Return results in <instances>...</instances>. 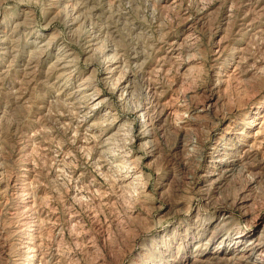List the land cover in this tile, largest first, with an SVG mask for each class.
Masks as SVG:
<instances>
[{
  "label": "rangeland",
  "instance_id": "rangeland-1",
  "mask_svg": "<svg viewBox=\"0 0 264 264\" xmlns=\"http://www.w3.org/2000/svg\"><path fill=\"white\" fill-rule=\"evenodd\" d=\"M172 1L86 0L74 4V12H61L50 8L51 0H0V14L25 17L32 28L16 34L20 52L0 61V72L9 69L7 76L0 74V264L21 261L19 244L35 227L34 216L28 214V219L16 198L24 189L21 175L26 168L31 170L28 189L36 212L45 219L38 234L49 243L41 250L46 264H57L56 257L59 264H181L182 257L196 254V236L200 238V228L207 227V217L221 202L235 207L231 212L240 224L243 195L255 200L253 211L264 207V167L252 157L248 159H254V170L235 175L218 191L201 190L198 176L213 134L225 124H241L257 105H264V71L231 73L234 59L230 67L217 59V54L224 55L229 62L231 48L240 43L250 62L264 64V17L252 21L260 32L244 33L239 24L248 0ZM182 16L192 23L179 49V61L191 57L186 79L181 80L172 63H167L166 73L148 75L155 47L165 49L174 38L181 41L188 25L180 22ZM46 29L56 33L78 61L69 79L60 80L65 94L87 78L102 94L100 105L91 106L89 99L73 106L53 102L60 73L47 69L62 54L56 45L33 69L35 84L16 72L35 51L31 40L44 39ZM105 49L120 51L122 75H132L134 90L123 98L116 91L118 76L107 82L99 78ZM133 55L149 58L148 68L140 70L130 59ZM17 79H22L19 91L11 93ZM148 81L162 90L156 96L174 99L175 112L167 116L169 131L155 123L161 108L153 105ZM210 96L215 101L197 117ZM144 105L151 106L156 132L148 145L156 152L154 158L146 157L148 147H139L128 132L142 115L136 109ZM84 106L85 114L75 113ZM136 169L140 184L131 188L128 172ZM16 209L20 211L12 215ZM25 218L29 223L24 225ZM185 241H190L188 246Z\"/></svg>",
  "mask_w": 264,
  "mask_h": 264
},
{
  "label": "bare ground",
  "instance_id": "bare-ground-1",
  "mask_svg": "<svg viewBox=\"0 0 264 264\" xmlns=\"http://www.w3.org/2000/svg\"><path fill=\"white\" fill-rule=\"evenodd\" d=\"M84 1L86 0H51L50 8H55L61 12H66L68 10L74 12V4L77 5L79 2L83 3ZM172 2L175 3L176 0ZM245 8L247 14L245 17L241 18L239 24L241 30L244 33L260 32L253 27L254 24L252 21L255 16L264 17V2L261 3L259 0H248ZM6 16L8 15L5 12L0 14V61L3 60L4 62H6L9 57H14L16 53L20 52L19 40L15 39L16 34L22 30H28L31 26V23L25 17L19 18L17 15H11L8 16L10 20L7 21L5 19ZM188 21H190L188 16H182L180 22L188 23ZM191 28L192 23H188L186 29L183 31V37L180 42L178 39L174 38L167 43V48L165 49L161 46L155 47L151 59L152 63H150L151 67L146 71L148 75L156 72L166 73L167 70H169L166 68L167 63H172L173 65L177 64L175 66L181 80L186 79V75L192 68L190 61L191 57H186L183 61H179V49L181 42L183 41L185 43V38L190 34ZM30 33L31 32H29V34ZM44 34H48L49 36H45ZM44 34L42 36L44 39H41V37H34L33 40H31L35 51L24 61L23 70L18 69L16 72L23 75L24 79L29 84H35L36 82H33L34 78L31 76L33 69L37 64L40 65L39 58L44 53L50 52L51 49L55 47L54 45H56L58 49L62 51V54L55 58L47 69L51 72L60 73L54 82L56 84L54 88L57 89V92L55 93L53 102L63 100L70 106H73L79 99H89L91 101V106L100 105L102 94L97 89H93L89 86L87 78L81 80L69 93L65 94V88L62 87V82L60 80L64 79L65 82L69 79L67 75H71L72 69L76 67L78 63L77 58L65 43L59 42L56 33L46 29ZM234 45L230 50L229 62H227L224 55L222 57V55L217 54V59H220L221 63H219L221 66H229L234 59V63L230 70L231 73L244 71V74L249 73L255 75L264 71V64H259L257 62L258 60L250 62L245 52H243L245 46H240V43ZM130 59L140 70L146 67L148 68V65H150L149 58L140 59L138 56L133 55ZM99 64L102 67L99 74L101 81L107 82L118 76L116 91L120 97L127 96L134 90L132 75H122L124 64L123 54L120 51L105 49L101 54ZM8 70L9 69L2 70L0 74L7 76ZM21 80L22 79L14 80L11 93H17L19 91ZM59 81L61 84L58 85ZM146 84L148 87L147 91L151 94L153 105H157L161 108V113L155 123L159 125L163 132H166L169 129L167 116L175 112L173 108L174 99L170 97L168 100H163L161 97L156 96L161 93L162 90L154 81H148ZM76 93L81 94L82 98H78ZM213 101H215L213 96L207 97L205 101L207 105L198 108L196 112L197 117H202L208 111V107H211ZM85 108V106L80 107L75 110V113L85 114ZM150 110L151 106L146 107L144 105L143 107H138L136 109V114L140 112L142 115L134 119L132 127L128 132L131 133L133 142L137 143L139 147H148L149 153L146 157L154 158L156 152L151 146H148L152 143V139L156 134L154 124L150 117ZM164 113H166V116ZM57 115L63 116L62 113H58ZM93 125L94 124L89 125L88 129ZM213 135H215V138L211 139L210 145L205 150L208 153V157L198 173L201 190H203V187H213L218 191L224 183L233 179L235 175L239 173L250 174L251 171L254 170V159L258 160L264 167V105H257L252 116L244 120L241 124H225L224 127H221L220 130ZM249 157L254 159H248ZM137 171L136 169L128 172L132 174V180L128 183L131 188H133V186H137L138 188L140 184L137 181L141 180L140 175L136 174ZM24 172L25 174L21 176L24 178L23 184L25 186L20 192L21 194L16 195V198L22 203V208L20 207L22 213H24L25 216L28 214L31 217L32 215L34 216L35 227L30 229L29 235L31 237L19 244L23 257L19 262L16 260V264H42L43 262V264H46L47 261H41L42 259L44 260L41 250L43 246L48 247L49 243L43 241L38 234L40 231L38 229L45 223V219L40 217V213L36 212V203L28 189L29 180L27 178L31 170L26 168ZM125 177L126 175L121 177L119 182L123 183ZM193 178L194 177H191V179ZM250 197L249 195H243L242 198L244 199H241L238 203V205L245 209L241 220L244 224H240L238 220H234L233 213L231 212V210L235 209L234 206L226 204V201L224 203L221 202L220 206H218L220 207L219 210L207 217L208 223L205 225L207 227L200 228V238L196 236L197 242L192 246L194 248L192 251H194V253L196 252V254L194 257L192 256V258H190L191 254L189 253L188 257L190 259L182 257L181 260L184 261L181 262V264H264V207L258 208L259 210L257 211H253L251 207L255 200L253 201ZM102 203L107 204L105 202ZM18 211H20V209L14 210L12 215H15ZM198 215L199 217H203L200 213ZM73 217L74 216H71V218ZM46 218L49 217L46 216ZM30 219H33V217ZM50 219L51 218L48 220ZM24 220V222H22L24 225L29 223V220L26 222V218ZM189 243L190 241H185V246H188L187 244ZM51 256L54 255L52 254ZM53 259H55V257ZM56 260L55 263L59 264V258L56 257ZM162 264H173V262L164 261Z\"/></svg>",
  "mask_w": 264,
  "mask_h": 264
}]
</instances>
